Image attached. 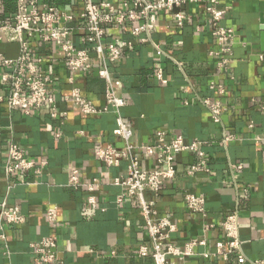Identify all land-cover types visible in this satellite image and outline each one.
<instances>
[{
  "label": "crops",
  "instance_id": "crops-1",
  "mask_svg": "<svg viewBox=\"0 0 264 264\" xmlns=\"http://www.w3.org/2000/svg\"><path fill=\"white\" fill-rule=\"evenodd\" d=\"M39 1L76 16L82 9L81 0ZM263 1L222 0L229 8L222 24L237 34L233 62L227 72H219L217 59L210 55L217 46L198 6L185 9L189 22L182 28L175 26L170 15L155 16V27L144 44L132 37L127 27L110 30L113 38L132 43L123 51L121 62L106 63L107 70L120 82L118 94L126 102L120 116L133 127L132 143L149 145L157 131L165 132L168 139L181 136L206 141L203 151L209 172L187 177L185 169L197 159L188 153L178 155L176 176L156 200L159 212L166 213L178 226L172 242L181 246L200 237L202 221L183 205L185 192L205 196V222L215 226L206 235V246L197 248L198 253L215 252V243L223 240L222 220L238 212L239 239L246 261L240 262L234 256L227 262L196 256L189 259V264H251L264 260V112L258 107L264 101V46L260 42ZM16 9L17 0H0V23L11 20ZM72 42L83 44L79 36ZM30 47L34 53L44 55L42 69L50 73L53 81L57 117L50 116L48 107L25 115L0 103V204L18 207L24 218L18 227L2 225L0 264H32L30 245L46 237L57 239L58 264H151L150 259L136 255L144 242L142 212L132 201L116 203L120 189L112 186V179L124 174L125 164L107 169L95 159L99 147L122 148L112 134L115 115L107 111L85 116L76 111L63 100L69 95L70 73L62 53L56 48L50 51L35 39L30 41ZM19 51L20 44L12 30H1L0 56L14 60ZM93 62L94 70L77 73L75 82L83 98L102 109L105 82L96 74L101 62L95 58ZM10 71L0 64L3 98L7 89L1 76ZM159 71L162 81L156 78ZM211 84L225 89L227 112L220 125L210 122L202 104L204 99L218 98L209 89ZM225 134L236 140L222 144ZM10 143L19 146L27 158L44 163L40 172L7 176L5 150ZM140 158L143 167H155L152 159ZM238 164L243 165L241 170L236 168ZM73 171L81 183L96 180L99 184L93 194L94 205L87 204L90 193L67 187ZM242 188L249 190L247 199L241 197ZM50 208L56 209L54 223L46 219Z\"/></svg>",
  "mask_w": 264,
  "mask_h": 264
},
{
  "label": "built area",
  "instance_id": "built-area-1",
  "mask_svg": "<svg viewBox=\"0 0 264 264\" xmlns=\"http://www.w3.org/2000/svg\"><path fill=\"white\" fill-rule=\"evenodd\" d=\"M82 9L79 15H73L67 10L57 8L39 0H17V9L9 21L0 23V31L10 29L20 44L19 55L14 60L0 56V64L11 69L1 76V82L7 89V96L0 97L9 110H19L25 115L31 111L48 107L50 116L57 117V105L52 91L50 73L42 69L44 55L34 53L30 41L35 39L50 51L58 49L64 58V64L70 73L67 84L69 95L63 100L85 116L97 115L111 111L115 115L113 136L122 143L121 149L111 146L99 147L95 152V159L107 169L117 168L125 164L123 175L112 179V186L120 189L116 196V203L132 201L144 216V242L138 247L136 255L148 258L151 264H189L190 258L200 256L203 259L217 257L227 262L234 256L238 261H246L242 254V242L239 239L240 220L238 212L227 214L221 222L223 240L215 243V252L198 253L197 248L206 246V235L215 226L205 222L207 215L206 198L203 194L185 192L182 202L186 210L201 218L200 237L192 238L178 246L172 242L178 231L176 222L166 213H160L157 198L164 191L167 184L176 176V157L188 153L196 157L197 161L185 169V175L194 178L199 174L209 172L207 160L203 151L206 141L199 139L187 140L181 136L168 139L165 132L157 131L152 143L146 146H135L132 143L133 127L122 120L120 110L126 102L118 94L120 82L106 68V63L117 64L123 59V51L132 46L110 36L111 29L129 28L130 35L144 44L148 33L155 27L154 19L157 15H170L177 28H182L189 22L185 9L198 6L205 16V24L215 40L217 50L210 55L217 59L216 67L219 72H227L233 59L237 34L234 29L226 27L222 21L229 8L222 4V0H81ZM82 39V46L75 45V37ZM245 46V44H241ZM91 52L93 55H91ZM101 62L96 69L99 79L105 82V107L98 109L90 101L83 98L81 89L75 82L77 73H89L94 70L93 59ZM261 58V57H260ZM156 78L162 81L161 72ZM210 90L218 96L215 100L204 99L202 104L208 113L210 122L220 125L222 116L227 112L224 101L225 89L222 85L211 84ZM254 102V101H253ZM259 110L264 112V101L259 103ZM236 139L232 135H223L221 143L226 145ZM144 159H152L155 167H143ZM44 163H37L27 158L23 150L14 143H10L5 150L4 170L7 176H14L22 172L39 173ZM238 170L242 164L236 165ZM67 187L84 189L91 195L87 198L88 205L96 203L94 193L99 189L96 180L81 183L76 171H73L67 182ZM249 190L241 189V197L247 199ZM46 219L56 221V209L46 211ZM24 218L16 206L0 204V232L2 225L18 227L23 225ZM2 238V235H0ZM32 264H58L57 239L46 237L30 245ZM251 264H264V260Z\"/></svg>",
  "mask_w": 264,
  "mask_h": 264
},
{
  "label": "water",
  "instance_id": "water-1",
  "mask_svg": "<svg viewBox=\"0 0 264 264\" xmlns=\"http://www.w3.org/2000/svg\"><path fill=\"white\" fill-rule=\"evenodd\" d=\"M260 9H261V16H260V24L264 25V16H263V12H264V1L260 4ZM261 35H260V42H261V47L263 48L264 46V26L261 27Z\"/></svg>",
  "mask_w": 264,
  "mask_h": 264
}]
</instances>
